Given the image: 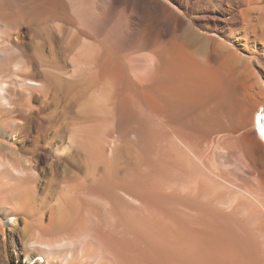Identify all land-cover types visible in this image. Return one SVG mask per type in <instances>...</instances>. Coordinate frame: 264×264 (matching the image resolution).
I'll return each instance as SVG.
<instances>
[{
	"label": "bare ground",
	"instance_id": "1",
	"mask_svg": "<svg viewBox=\"0 0 264 264\" xmlns=\"http://www.w3.org/2000/svg\"><path fill=\"white\" fill-rule=\"evenodd\" d=\"M76 1L0 0V215L21 242L0 264H264V68L238 53L264 60V5L227 0L221 41L159 0H113L112 22ZM41 25L90 46L73 79L33 62Z\"/></svg>",
	"mask_w": 264,
	"mask_h": 264
},
{
	"label": "rangeland",
	"instance_id": "2",
	"mask_svg": "<svg viewBox=\"0 0 264 264\" xmlns=\"http://www.w3.org/2000/svg\"><path fill=\"white\" fill-rule=\"evenodd\" d=\"M86 1L90 3V4L89 3H87V4L89 6H91V8L97 7V6L100 7L99 10L103 11V13L105 14V18L109 22H112V21L119 19L120 17H118V15L120 16L121 14H123L122 13V7L121 6L118 7L116 4H113V2H112L113 0H78V1L74 2L75 9L80 4V2L85 3ZM159 1L165 6V8L163 6V8H160V10H159V17L161 19H163L165 21H168V20L169 21H175L176 19L184 17V19L193 20L195 25L197 24L198 26H201L200 31H206L207 34L215 36L216 39L218 38V40L223 41L224 37L222 36V34H220V32L219 33L216 32L217 30L215 27L222 26V25L226 26V22H228L229 16H228L227 12L225 11L228 8L227 0H187V2L185 0L186 6L181 3V0H159ZM258 1L261 5H264V0H258ZM111 2L113 5L111 4ZM245 4H246V1L242 0L241 8H244ZM115 5H116V7H115ZM110 6H112L113 8ZM187 7H188V9H186ZM180 9H181V11H180ZM185 14H187V15H185ZM73 15H74V20H75V24H76V21H78V17H77V15H75V13ZM231 23L232 22H230L229 24H231ZM35 28H36L35 33L37 32L35 35V39L37 41L31 42V45L34 47H30L31 46L30 44L27 45L28 53H30L32 55L33 62L35 61L34 62L35 65L38 66L39 65L38 62H40L42 64V66L41 65L38 66V69H41V67H42L41 70L43 72L45 71V74L48 76L50 81H51V79L52 80H59V81H67L69 79H73V77L71 76V73H72V69H73V60L75 59L74 57H76L78 55L77 53H80V52L83 53V52H86L89 49H91L90 46L84 45V44H81V42H78L74 45L75 46L74 47L72 45L74 33L73 34L70 33L66 39L64 37L65 35L62 34L63 32H58V31L56 32V31H54V29L52 30V28H50L47 25H41V26H38ZM45 28H47V30L49 29L48 31L51 33H49ZM44 29L47 31L49 36H52L50 34H53V35H56L59 37L60 36L63 37V39L57 40V43H56L57 46H55L56 48L54 49V50H56V52L54 54H56L57 58H55L56 56L53 55V56H55L54 57L55 61L51 60L50 56L47 55L48 52L46 49L42 53L38 49V45L40 48L41 43L44 41L43 38L46 39L45 36H47V35H45ZM52 31H53V33H52ZM101 31H102V33H106L107 31H109V26H104ZM70 38H71V40H70ZM29 39H30V35L26 34V42H29ZM65 39H66V41H65ZM33 43H35V45ZM226 43H229V42L226 41ZM79 47H83V49L81 48L82 49L81 51L79 50L80 52L78 51ZM86 47L87 48L89 47V49H87ZM251 48H253V47H251ZM249 51H251V52H248L245 50L244 51L238 50V53L241 56H243L245 63L247 62L246 64L249 65V69H250L249 75L251 77H253L251 72H253V73L256 72V74H258V75H259V73H261L260 72L261 69L264 68V60L261 58V53L258 51H254V48L250 49ZM32 53H34V56ZM43 54H45V55H43ZM38 58H39V61H38ZM36 63H38V65ZM0 68H1L0 74H2L4 76L9 75L11 73L10 69L8 67L2 66L1 63H0ZM259 110L260 111L257 112L254 115V117L256 118V116H259V114H260V117L262 118V122L264 124V104L261 106V108ZM255 121H256V119H255ZM0 142L9 146V143H7L6 140L0 139ZM6 221H7V219H3L2 216L0 215V228H1V230L3 228L5 230L3 233H0V240L3 242V247L6 250V253H8L10 255L13 253V251H14L13 249H17V247L21 246V242L19 240H17V238L15 239V236L11 237L10 235H8V232H7L8 230L6 228L7 227ZM38 260H39L38 258H34V259H32L31 263H34L35 261H38ZM8 262H9V264H23L24 259H23V256L21 255L17 258L12 257L10 259V261H8Z\"/></svg>",
	"mask_w": 264,
	"mask_h": 264
}]
</instances>
